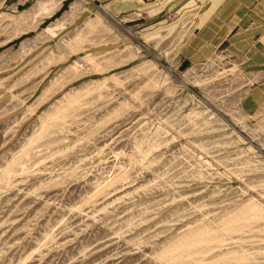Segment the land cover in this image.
Instances as JSON below:
<instances>
[{
  "label": "rangeland",
  "instance_id": "374dc122",
  "mask_svg": "<svg viewBox=\"0 0 264 264\" xmlns=\"http://www.w3.org/2000/svg\"><path fill=\"white\" fill-rule=\"evenodd\" d=\"M102 2L0 0V264H264V101Z\"/></svg>",
  "mask_w": 264,
  "mask_h": 264
},
{
  "label": "crops",
  "instance_id": "0c3cea01",
  "mask_svg": "<svg viewBox=\"0 0 264 264\" xmlns=\"http://www.w3.org/2000/svg\"><path fill=\"white\" fill-rule=\"evenodd\" d=\"M102 1L124 19L134 14L124 22L143 36L172 38L184 66L205 62L218 51L230 54L249 78L250 111L264 101V0Z\"/></svg>",
  "mask_w": 264,
  "mask_h": 264
},
{
  "label": "built area",
  "instance_id": "2783aa9c",
  "mask_svg": "<svg viewBox=\"0 0 264 264\" xmlns=\"http://www.w3.org/2000/svg\"><path fill=\"white\" fill-rule=\"evenodd\" d=\"M144 2H155V1H158V0H142Z\"/></svg>",
  "mask_w": 264,
  "mask_h": 264
}]
</instances>
